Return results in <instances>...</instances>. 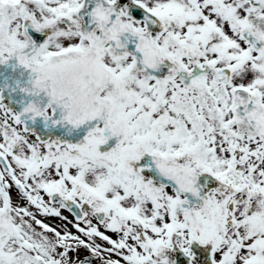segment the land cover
Listing matches in <instances>:
<instances>
[{
  "label": "snow or ice",
  "instance_id": "6c2138e0",
  "mask_svg": "<svg viewBox=\"0 0 264 264\" xmlns=\"http://www.w3.org/2000/svg\"><path fill=\"white\" fill-rule=\"evenodd\" d=\"M0 264H264V0H0Z\"/></svg>",
  "mask_w": 264,
  "mask_h": 264
}]
</instances>
